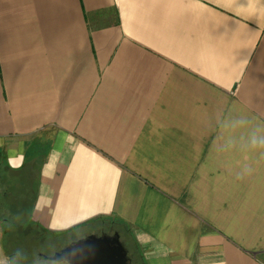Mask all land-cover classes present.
Instances as JSON below:
<instances>
[{
    "label": "crops",
    "instance_id": "obj_1",
    "mask_svg": "<svg viewBox=\"0 0 264 264\" xmlns=\"http://www.w3.org/2000/svg\"><path fill=\"white\" fill-rule=\"evenodd\" d=\"M15 198L57 249L118 219L143 264H264V0H0Z\"/></svg>",
    "mask_w": 264,
    "mask_h": 264
},
{
    "label": "water",
    "instance_id": "obj_2",
    "mask_svg": "<svg viewBox=\"0 0 264 264\" xmlns=\"http://www.w3.org/2000/svg\"><path fill=\"white\" fill-rule=\"evenodd\" d=\"M39 256L62 264H129L128 249L116 231L89 233L60 247L51 255Z\"/></svg>",
    "mask_w": 264,
    "mask_h": 264
},
{
    "label": "trees",
    "instance_id": "obj_3",
    "mask_svg": "<svg viewBox=\"0 0 264 264\" xmlns=\"http://www.w3.org/2000/svg\"><path fill=\"white\" fill-rule=\"evenodd\" d=\"M27 188H29V186L25 183H23V185H19L17 183H10L7 187L5 195L10 193V195L13 196L17 190L22 191ZM15 199L17 201V205L19 204L18 206L21 209V213L20 215H18L20 217V221L15 222L9 216L0 215L4 238L10 239L11 247H13V254L18 257L20 264H44L40 261V259L36 258V245H38V243L41 241L43 233L37 229L29 227L27 218V199ZM3 203V200L0 201V208L2 207ZM102 223H107L109 224L108 226L114 227V229L118 233L126 232L124 227L122 226V222L118 219H104L102 220ZM130 246L135 251L134 247L132 245ZM139 264H143V262L139 260Z\"/></svg>",
    "mask_w": 264,
    "mask_h": 264
},
{
    "label": "rangeland",
    "instance_id": "obj_4",
    "mask_svg": "<svg viewBox=\"0 0 264 264\" xmlns=\"http://www.w3.org/2000/svg\"><path fill=\"white\" fill-rule=\"evenodd\" d=\"M4 241L6 243V248L9 251H12L13 247H11L10 239L4 238ZM36 247H37L36 258H38V256H37L38 252H39V254H43V255L48 256V255H51L57 249L56 244L51 240H47V241L41 242V243L39 242L38 245H36ZM14 259L15 258L12 256L13 261H14ZM14 262H15L14 264L18 263V261H14ZM27 264H30V263H27Z\"/></svg>",
    "mask_w": 264,
    "mask_h": 264
},
{
    "label": "flooded vegetation",
    "instance_id": "obj_5",
    "mask_svg": "<svg viewBox=\"0 0 264 264\" xmlns=\"http://www.w3.org/2000/svg\"><path fill=\"white\" fill-rule=\"evenodd\" d=\"M102 231H105V232H108V233H113L116 230L112 226H108V228H106V230L105 229H102V230L100 229L98 232H102ZM121 240L124 242L126 248L128 249L129 264H139V259H138L137 253L133 250V248L130 245L128 246L127 243L123 239H121Z\"/></svg>",
    "mask_w": 264,
    "mask_h": 264
}]
</instances>
